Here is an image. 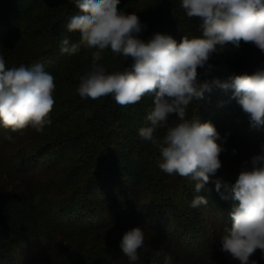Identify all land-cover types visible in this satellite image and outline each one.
I'll return each instance as SVG.
<instances>
[{"label": "trees", "instance_id": "16d2710c", "mask_svg": "<svg viewBox=\"0 0 264 264\" xmlns=\"http://www.w3.org/2000/svg\"><path fill=\"white\" fill-rule=\"evenodd\" d=\"M180 5L181 0H120L118 8L136 13L147 26L141 39L160 33L179 43L185 35H201L199 21L188 19ZM76 14L79 9L69 0H0V55L6 67L40 63L56 85L52 123L42 133L29 127L20 134L0 125V264H130L119 244L134 227L145 233L135 264H164L165 255L172 264H205L219 228L232 226V201L221 199L214 181L235 183L242 166L261 153L264 126H251L231 88L213 86L190 104L187 118L211 121L221 137L217 143L226 149L222 167L196 193L194 182L164 173L159 149L138 135L150 126L153 96L120 106L111 96L78 95L79 77L100 50L81 46L75 54L60 53L63 38L80 40L79 32L66 28ZM101 56L109 72L132 64L110 47ZM208 64L207 75V65L198 69L200 79L224 82L253 74L264 66V53L241 41L239 48L229 44L214 52ZM177 122L170 115L169 124ZM196 195L208 204L190 207ZM250 260L264 264L259 249Z\"/></svg>", "mask_w": 264, "mask_h": 264}, {"label": "clouds", "instance_id": "9594fccd", "mask_svg": "<svg viewBox=\"0 0 264 264\" xmlns=\"http://www.w3.org/2000/svg\"><path fill=\"white\" fill-rule=\"evenodd\" d=\"M69 3L79 9V14L69 17L66 28L70 33L79 32L80 40L74 43L63 38L60 53L72 55L81 46L100 50L79 77L78 95L92 100L111 96L120 106L135 105L146 95L153 96L154 107L147 116L150 126L141 127L138 135L159 149L163 160L159 168L164 173L194 182V191L200 193L222 167L220 155L226 149L217 143L221 137L211 121L187 118L188 107L203 99L213 86L231 88L251 126H264V66L251 75H233L224 82L201 80L198 69L207 65V75L212 68L210 56L229 44L239 48L241 41L264 53V0H181L186 17L199 21L201 35H185L179 43L160 33L148 41L141 39L147 26L136 13L118 8L120 0ZM109 47L125 60L131 58V66L109 72L100 63L101 52ZM55 88L53 75L42 64L6 67L0 55V125L20 134L29 127L42 133L52 123ZM172 114L178 122L170 125ZM160 129L165 130L162 137L157 135ZM5 139L14 142L11 135ZM261 148L260 154L251 157L250 166L248 162L242 166L234 184L214 181L221 199L232 201V226L224 230L221 251L240 264H256L250 257L257 249L264 256V145ZM207 204L206 197L196 195L190 207ZM119 247L130 264H135L140 259L138 250L145 247L144 230L134 227L126 231ZM164 264H172V258L165 255Z\"/></svg>", "mask_w": 264, "mask_h": 264}, {"label": "rangeland", "instance_id": "374dc122", "mask_svg": "<svg viewBox=\"0 0 264 264\" xmlns=\"http://www.w3.org/2000/svg\"><path fill=\"white\" fill-rule=\"evenodd\" d=\"M217 223L214 224L213 227H216ZM218 227V226H217ZM225 227L221 226L218 230V232L216 233V236L212 239L211 241V245H209V252L208 254H206V257H208L206 260L205 264H234L233 261L229 260V258H225L223 255V252L221 251V235H223L222 233L224 232ZM158 245L161 246V244L158 242ZM228 256V255H227ZM19 257V256H18ZM19 259V258H18ZM177 261V263H179V259H175Z\"/></svg>", "mask_w": 264, "mask_h": 264}]
</instances>
